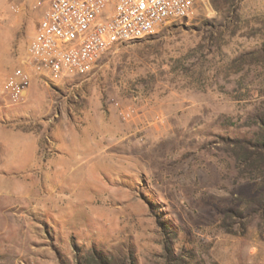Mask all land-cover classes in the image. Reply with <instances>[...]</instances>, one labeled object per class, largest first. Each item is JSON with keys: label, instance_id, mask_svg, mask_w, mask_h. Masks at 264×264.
Masks as SVG:
<instances>
[{"label": "rangeland", "instance_id": "1", "mask_svg": "<svg viewBox=\"0 0 264 264\" xmlns=\"http://www.w3.org/2000/svg\"><path fill=\"white\" fill-rule=\"evenodd\" d=\"M46 7L0 0V264H264V0L63 75L30 65Z\"/></svg>", "mask_w": 264, "mask_h": 264}, {"label": "built area", "instance_id": "2", "mask_svg": "<svg viewBox=\"0 0 264 264\" xmlns=\"http://www.w3.org/2000/svg\"><path fill=\"white\" fill-rule=\"evenodd\" d=\"M200 0H47L30 45V65L54 75L84 74L117 44L156 34L186 18ZM28 78L9 82L18 97Z\"/></svg>", "mask_w": 264, "mask_h": 264}]
</instances>
